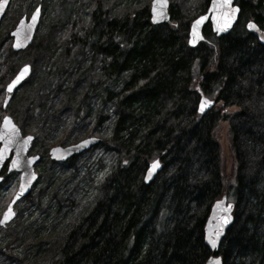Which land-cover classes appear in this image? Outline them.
Here are the masks:
<instances>
[{"label":"trees","instance_id":"1","mask_svg":"<svg viewBox=\"0 0 264 264\" xmlns=\"http://www.w3.org/2000/svg\"><path fill=\"white\" fill-rule=\"evenodd\" d=\"M210 1L170 0V22L155 25L149 4L112 14L110 0H92L85 13L71 7L77 15L52 27L51 42L42 44L35 34L22 52L37 49V60L49 52L48 73L25 83L29 92L18 102L14 96L7 110L35 137L30 154L41 156L39 175L46 163L69 167L83 157L53 161V144L100 137L102 130L88 155L104 153L110 162L86 211L55 237L38 239L36 228L27 233L32 259L26 252L5 254V264H204L212 254L204 241L206 220L223 193L235 202L217 251L223 264H264V45L245 27L254 19L264 29V0H234L241 14L232 30L217 37L207 23L204 40L191 47L190 24ZM11 40L5 54L0 47V122L13 70ZM120 78L121 88L109 89ZM201 95L216 101L204 115L197 111ZM54 97L64 103L48 109ZM103 104L109 113L100 110ZM221 122L233 149L227 165L216 136ZM154 158L163 168L146 184ZM7 196L0 194V213Z\"/></svg>","mask_w":264,"mask_h":264},{"label":"rangeland","instance_id":"2","mask_svg":"<svg viewBox=\"0 0 264 264\" xmlns=\"http://www.w3.org/2000/svg\"><path fill=\"white\" fill-rule=\"evenodd\" d=\"M39 0H12L8 11L5 14L3 22L0 23V47L5 54L4 44L7 43V35L5 34V27L11 25L14 27L19 14L25 11L29 4L34 2L37 4ZM89 1L92 0H43L42 1V16L40 24L36 31L37 41L43 44L44 40L51 42L54 39V33L52 27H59L63 25L66 19H71L74 15L73 8L83 10V13L87 12L89 8H83ZM109 9L112 10V14L123 9L126 6L140 7L145 4H151V0H110ZM170 3V0H169ZM90 7L92 4L90 2ZM86 10V11H85ZM71 11V12H70ZM16 19V21H15ZM15 21V22H14ZM12 23V24H11ZM9 28V27H8ZM256 37V36H255ZM7 51V50H6ZM9 53V64L13 70L6 78L5 84L17 71V69L23 64L21 61H26L32 65L31 76L18 88L15 93V102L20 101L24 97V93H28L27 87H24L25 83H29L32 80V84L35 82V78L40 80V76L48 73V58L50 53H42L40 55L46 57L39 60L35 59L37 49L31 48L28 51ZM48 54V56H47ZM37 65V69L34 72L33 62ZM25 62V61H24ZM35 76V77H32ZM122 86V78L114 81L109 89L112 91H118ZM58 97H54L50 100L48 109L52 108L54 103H64L63 99L57 100ZM48 105V104H47ZM101 111L109 113L110 109L108 105L103 104ZM5 113L12 114L11 111L5 109ZM20 126V123H19ZM21 128V126H20ZM27 134V131H22ZM100 137H103L105 131L100 133ZM216 136L221 145L222 161L227 165V162L231 159V153H233L231 135L229 132L228 124L221 122L216 129ZM56 145H62L55 143ZM53 144V146L55 145ZM91 151V150H89ZM86 151L82 153L80 160L71 163V166L66 167H51L50 163H46L45 168L42 169L41 175H39L31 196L28 199H22L15 205L16 216L5 227H1L0 231V251L3 253L0 255V264H5L4 256H17L19 258L24 257L23 253L32 259V255L35 254L32 247H27V241L23 240L27 233L33 235L36 228V234H39L38 239L43 236L55 237L60 232L64 231L68 222L77 214L82 211H86L89 202L94 198L97 192L95 188L98 181L102 179L108 171V163L110 158L104 153H95L88 155ZM252 159V156H247L246 161ZM229 168V166H228ZM37 170V169H36ZM48 170V172H47ZM40 174V171H38ZM18 174L15 172L7 174L3 183V188L0 191L1 197H10L15 192L18 186ZM47 191V192H44ZM5 195V196H4ZM10 195V196H9ZM229 200H233L231 196H228ZM48 205L50 207L48 208ZM1 215V213H0ZM39 258L44 256L45 250L42 249L38 253Z\"/></svg>","mask_w":264,"mask_h":264},{"label":"water","instance_id":"3","mask_svg":"<svg viewBox=\"0 0 264 264\" xmlns=\"http://www.w3.org/2000/svg\"><path fill=\"white\" fill-rule=\"evenodd\" d=\"M9 2L10 0H0V20L4 16ZM152 4L153 0L151 1L150 6L151 22L155 25L164 22H169V0H167L166 7L164 8L163 16L161 17L158 15L155 20L153 19ZM41 7L42 5L41 3H39L35 10L32 12L33 14L38 10L37 18L35 19V21L32 20V14L28 20L26 19V16H24L17 22L15 28L11 31V36L13 37L12 49L14 51L24 50L31 44L36 28L40 22ZM239 15L240 8L234 4V0H227V4L224 3V0H211L208 12L206 14L198 16L190 24L188 32L189 46L195 47L200 41H203V31L207 22L210 23L212 31L216 33L218 37H220L222 35L228 34L232 30L239 18ZM229 16L231 17L230 23L226 24V19ZM250 22L256 27L249 28L248 25ZM245 27L249 33L256 36L259 43L264 45V30L259 27L258 23L255 20L247 21ZM25 66H27V70L23 73L22 78L19 79L18 82L13 86L11 91H9L8 85L14 79H16L18 75L21 74V71L25 69ZM31 73L32 66L30 64H24L17 70L15 75L5 86V95L2 104L3 108L7 107V105L12 100L16 90L31 75ZM202 98L209 99L212 101V103L205 106L203 110H201L200 107ZM215 103V100L210 98L209 96L201 95L198 101L197 111L200 114L204 115L215 106ZM5 117H8L11 121V124L15 126V131L12 129V127L5 126ZM33 140L34 136L32 134H22L21 129L14 122L13 118L10 115L3 116L0 123V150H2L3 152L2 156H0V183L3 181V176L1 175V172L7 162V172H20V180L15 194L13 195L11 201L9 202L0 217L1 226H6L15 217V204L23 197H26L30 194L31 188L38 178V175L35 171V164L40 161L41 157L40 155H29V150L31 148ZM100 141L101 138L99 137L89 136L79 140L76 143L69 144L66 146H52L49 149V154L53 160L65 162L76 154H81L87 150H90ZM14 161L16 162L15 165L13 164ZM153 162H156L155 166ZM162 168L163 164L160 158H155L151 160L148 163L144 173V182L146 184H150L151 182H153L156 179L157 175L161 172ZM9 206H11V213L9 214L8 218L5 219L4 214L8 211ZM234 209L235 203L233 201L228 200L226 193H223V195L219 199H217L211 206L210 213L208 215L204 228V241L205 244L212 251V254L204 264H223V258L220 254L217 253V251L220 247L223 237L225 236L227 230L233 223ZM212 239L216 241L215 247H213L210 243V240Z\"/></svg>","mask_w":264,"mask_h":264},{"label":"snow or ice","instance_id":"4","mask_svg":"<svg viewBox=\"0 0 264 264\" xmlns=\"http://www.w3.org/2000/svg\"><path fill=\"white\" fill-rule=\"evenodd\" d=\"M166 3H167V0H153V4H152V12H153V19H154V20L157 18L158 15L161 16V17L163 16V14H164V8L166 7ZM224 3L227 4V0H224ZM233 11H234V10H233ZM37 13H38V10H37V12H34V13L32 14V20H33V21H35V19L37 18ZM201 19H203V18H201ZM230 20H231V17L229 16V17L226 19V24H227V23H230ZM248 26H249V28H255V27H256V26H255L254 24H252L251 22L249 23ZM29 27H30V26H29ZM190 42H192V41H190ZM26 70H27V66H25V69H23V70L21 71V74L18 75V76L16 77V79H14V80L8 85V90H9V91H11V89H12L13 86L18 82V80L22 78V75H23V73H24ZM211 103H212L211 100L202 98V99H201V105H200L201 110H203L205 106H207V105H209V104H211ZM4 124H5L6 127H9V126L12 127V129L15 131V126L11 124V121L9 120L8 117H5V118H4ZM29 139H30V138H29ZM2 154H3V152H2V150H0V156H2ZM15 163H16V162L14 161L13 164L15 165ZM153 164H154V166H155V165H156V162H153ZM150 171H151V169H150ZM218 203H220V202H218ZM229 207H230V205H229ZM10 213H11V206H9L8 211L5 212V214H4V215H5V219L8 218V216H9ZM210 243H211V245H212L213 247L216 246V241H215L214 239L210 240Z\"/></svg>","mask_w":264,"mask_h":264},{"label":"flooded vegetation","instance_id":"5","mask_svg":"<svg viewBox=\"0 0 264 264\" xmlns=\"http://www.w3.org/2000/svg\"><path fill=\"white\" fill-rule=\"evenodd\" d=\"M11 2H12V0H10V3H9V5H8V8H7V10H6V12L8 11V9H9V7H10V5H11ZM236 4V3H235ZM237 5V4H236ZM35 6H36V3L34 2L33 4H29V6H28V8L25 10V11H23V13H21V15L20 16H22V15H24V16H26L27 18L30 16V14H31V12H32V10L35 8ZM238 6V5H237ZM239 7V6H238ZM240 8V7H239ZM6 12H5V14H6ZM5 14H4V16H3V18H2V20L0 21V23L1 22H3V19H4V17H5ZM240 14H241V9H240ZM240 16V15H239ZM20 18V17H19ZM12 24V23H11ZM9 27V28H8ZM15 27V26H14ZM14 27H11V25H8L7 27H5V29L6 30H4L5 31V34L7 35V42L9 41V39L11 38L12 40H11V42L13 41V37L11 36V31H12V29L14 28ZM5 45V44H4ZM3 45V46H4Z\"/></svg>","mask_w":264,"mask_h":264}]
</instances>
